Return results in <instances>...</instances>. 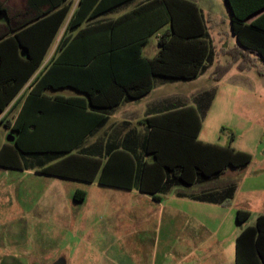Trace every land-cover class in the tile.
<instances>
[{"label":"crops","instance_id":"1","mask_svg":"<svg viewBox=\"0 0 264 264\" xmlns=\"http://www.w3.org/2000/svg\"><path fill=\"white\" fill-rule=\"evenodd\" d=\"M18 1L21 10L17 11H26L27 0H0L12 8H16ZM71 1L72 11L42 68L50 66L55 58L68 22L79 7L80 0ZM151 1L153 0L127 1L98 13L94 18L85 21L81 28L95 25L96 29H100L96 32V46L107 47L111 43L122 45L139 40L152 27L146 18H142L139 24L121 22V19ZM189 1L196 3L202 12L207 30L205 39L211 52V58L195 79L155 77L154 88L144 97L136 100L125 98L117 107L105 112L98 110L105 114V123L95 127L84 137L81 135L90 122L74 114V111L63 108L65 104L54 106L53 102L59 98L87 100L86 94L71 87L47 88L28 102V114L24 121L27 125H37L40 129L36 135L27 138L28 141H79L72 153L101 160L102 167L96 179L89 182L41 173L42 169L69 154L60 157L51 153L20 155L22 167L0 165V204H10L13 208L12 211H6L0 219V264H25L17 255L9 254L6 240L23 237L21 221L31 214L37 216V219L46 215L55 224L47 237H43L53 246L49 247V254H53V257L56 255L49 259L50 264L56 263L61 257L65 264H236L238 237L248 228L255 227L258 219L264 217V132L260 137L258 135L262 130L257 129L240 146L236 145V141L232 144L235 151L252 156L251 162L244 167H228L216 178L202 180L191 186H175L170 191L159 194V200L140 191L138 187L143 162H152L153 159L152 155L144 152L150 133V127L145 122L147 118L181 108H196L202 118L198 140L206 144L225 145L228 139L227 135L221 141L218 135L216 141L215 136L204 134L205 118L212 111H215L212 113L216 123L223 122L227 112L239 115L235 125L220 123L219 128H236L242 124L245 126V122H240L242 114L238 112L244 109L242 102L246 101L248 88H251L248 73L253 71L255 62L262 61L252 54L244 53L237 41L233 47L223 45L225 38L219 32L218 19H215V25L212 23L211 13H207L197 0ZM227 7L231 25V10L228 5ZM263 12L251 17L249 22ZM158 23L157 18L156 25ZM169 27L167 24L148 37L142 48L144 58L153 59L159 54V40ZM217 42L222 44L224 55L218 56ZM230 50H234L240 59L217 81L215 69L218 65H225L232 60L231 55L227 54ZM241 56L249 58V68H238L243 63ZM222 58H225V64L222 63ZM110 61L117 63L124 60L103 59V71L108 69L107 64ZM37 74L29 80L13 102L4 111H0V152L4 151V158L11 153L7 149L3 150L4 146L15 144L18 133L13 127L28 96L34 90L38 81ZM58 80L64 81L65 75L59 74ZM250 88L252 92L255 91L253 86ZM77 105L80 110L82 104ZM40 110L46 112V115H40ZM87 110H90L88 106ZM252 128L248 126L246 131ZM109 159H113L112 179L119 178L116 180L128 182L130 176L134 175L131 189L99 183L104 165ZM132 159L135 161L133 172ZM232 185L235 186V193L226 202L197 199L211 192L223 193ZM78 190L87 194L82 202L74 200ZM239 211L250 214L242 223L237 219ZM261 249L264 255V240ZM259 260L260 257L256 255L255 264ZM34 262L30 261L29 264Z\"/></svg>","mask_w":264,"mask_h":264},{"label":"trees","instance_id":"2","mask_svg":"<svg viewBox=\"0 0 264 264\" xmlns=\"http://www.w3.org/2000/svg\"><path fill=\"white\" fill-rule=\"evenodd\" d=\"M127 1L130 0H80L79 7L73 12L58 44L55 58L45 68H42L43 63L72 11V1L27 0L26 11H12L11 14H8L9 9L0 2V14L3 16L0 20V111H4L38 73L34 90L28 96L13 127L18 133L15 144L4 146L3 150L11 152L7 158L2 157L4 151L1 150L0 165L22 167L20 155L51 153L60 157L69 154L42 169L41 173L94 181L102 167V161L73 154L79 141H28L27 138L40 131L39 126L27 125L24 121L28 114L26 108L32 97L42 93L44 89L60 87H71L86 94L87 100L59 98L53 102L54 106L65 104L63 108L74 111V114L90 122L81 135L84 137L92 129L105 123V114L98 110L108 111L120 105L125 98L136 100L144 97L154 88L155 77L192 80L203 71L205 63L211 58L210 47L205 39L207 30L199 6L189 0H153L121 19V22L139 24L145 17L152 27L144 37L122 45L111 43L107 47L96 46V32L100 29H96L95 25L81 28L82 24L98 13ZM226 2L231 10V32L239 48L264 62V12L249 22L251 17L264 11V0ZM157 18L159 23L156 25ZM167 24L170 27L159 40V54L153 59L144 58L142 48L148 37ZM22 52H25V56H22ZM227 54L231 55L232 60L216 67L214 75L217 81L240 59L234 50ZM103 59L124 61H110L108 69L103 71ZM238 68L244 70L249 65L243 62ZM59 74L65 75L64 81L58 80ZM77 104H82L80 110ZM87 106L90 110H87ZM39 113L46 115L43 110ZM145 122L150 127V133L144 152L152 155L153 159L152 162H143L138 187L156 200L160 199L159 194H164L175 186H191L202 180L216 178L226 168H241L252 160L250 154L235 151L232 147L235 136L227 127L221 129L223 134L228 133L225 145L199 141L202 118L196 108L169 111L147 118ZM112 162L113 159H109L104 165L99 183L131 189L134 175L130 176L128 182L116 180L119 178L112 179ZM131 162L133 172L135 161L132 159ZM234 193L235 186L232 185L223 193L211 192L197 199L221 203L231 199ZM86 196L85 191L78 190L74 200L82 202ZM249 216L248 212L239 211L237 219L242 223ZM263 240L264 217H260L255 227L248 228L238 237L236 264H255L256 255L260 257L257 264H264L261 249Z\"/></svg>","mask_w":264,"mask_h":264},{"label":"rangeland","instance_id":"3","mask_svg":"<svg viewBox=\"0 0 264 264\" xmlns=\"http://www.w3.org/2000/svg\"><path fill=\"white\" fill-rule=\"evenodd\" d=\"M197 1L207 13H211L213 20L212 23L215 24V19H218V27L220 29L219 32L223 34V38H225L223 45L228 44L229 46L233 47L236 40L231 32L230 15L225 0ZM20 5L21 4L18 1V5L16 6L17 9L7 5L5 6L9 9L8 14H11L12 11L21 10L19 7ZM221 48L222 44L217 42V50L219 53L218 56L224 55V52L221 50ZM241 59L244 63H249L248 57H242ZM222 60V63L225 64V58H222ZM248 74H250L248 79L249 85H251V88L253 86L252 89L255 91L252 92L249 90L250 87L248 88L246 101L242 102L244 109L238 112L239 114H242V121L240 122H245V126L242 124L237 127L235 126L236 128L231 126L227 127L230 130L233 129L232 132L235 136L237 146L245 143L247 138H249L252 133H255L257 129L260 131L262 130L258 134L259 137L264 132V77L262 76L264 74V63L259 61L255 62V64H253V71ZM212 112L207 118H205L204 134L215 136L214 139L216 141H218L217 136L219 135L221 141H224V138L227 137L228 133L223 134L221 132L222 127L226 126L219 128L220 123H229L230 125H235L239 115L237 113L234 114L227 112L229 114L226 113V116L223 117V122L220 121L219 123H216V120L213 117L214 113ZM248 126L253 128L249 131H246ZM253 153L255 157H257V154L255 152ZM12 209L13 208L10 204H0V219L4 217L6 211H12ZM39 218L41 222L38 223ZM39 218L37 219V216L31 214L27 215L23 221H21L24 228V232L22 233L23 237H25L24 240H22L23 237L18 240H6V247L9 254L17 255L25 264H29L30 261H35L34 264H50L49 259L56 257V255L53 257V254H49V247L53 246L49 241H47L46 238H43L47 237L49 231L52 229V225L55 224L50 221L46 215L40 216ZM55 229L58 230L57 227H55ZM28 240L29 242H27ZM25 241L26 243H24ZM61 258L59 260H61Z\"/></svg>","mask_w":264,"mask_h":264},{"label":"water","instance_id":"4","mask_svg":"<svg viewBox=\"0 0 264 264\" xmlns=\"http://www.w3.org/2000/svg\"><path fill=\"white\" fill-rule=\"evenodd\" d=\"M3 18L2 14H0V20ZM22 56H25V52H22ZM54 264H65L64 260H58L56 263Z\"/></svg>","mask_w":264,"mask_h":264}]
</instances>
